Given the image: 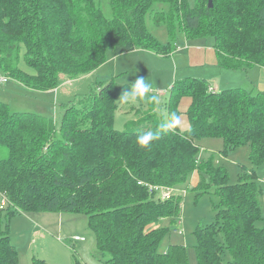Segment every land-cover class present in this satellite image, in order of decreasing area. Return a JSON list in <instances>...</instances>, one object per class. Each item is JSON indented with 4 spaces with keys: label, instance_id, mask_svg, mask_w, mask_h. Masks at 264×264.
<instances>
[{
    "label": "trees",
    "instance_id": "obj_1",
    "mask_svg": "<svg viewBox=\"0 0 264 264\" xmlns=\"http://www.w3.org/2000/svg\"><path fill=\"white\" fill-rule=\"evenodd\" d=\"M0 0V77L27 90L48 92L89 74L114 56L143 50L168 56L177 25L186 40H214L221 70L264 68V0ZM154 4L165 9L152 12ZM164 26L166 44L148 31L147 15ZM23 61L33 74L23 71ZM124 91L114 79L69 101L59 127L51 117L11 111L0 101V264H19L9 218L21 213H77L87 217L104 264H188L186 248L159 244L176 220L181 185L192 175L196 197H217L214 220L197 227V264H264V229L257 169L264 163V91L255 86L211 91L204 79L175 80L161 109L125 104L124 129L113 127ZM158 96H163L161 92ZM190 100L181 131L178 106ZM178 117V119L173 118ZM167 125L146 148L137 136ZM221 139L225 156L249 147L251 167L228 185L227 170L199 160L198 142ZM191 176V177H192ZM161 189L169 190L163 199ZM8 221L6 222V220ZM32 264H47L34 258ZM79 264V262H78Z\"/></svg>",
    "mask_w": 264,
    "mask_h": 264
},
{
    "label": "rangeland",
    "instance_id": "obj_2",
    "mask_svg": "<svg viewBox=\"0 0 264 264\" xmlns=\"http://www.w3.org/2000/svg\"><path fill=\"white\" fill-rule=\"evenodd\" d=\"M187 2L190 6L194 5V0H187ZM158 8L165 9L166 7L154 4L152 12L154 13ZM146 18L148 31L160 43L166 44L168 42L166 28L153 24L149 14ZM180 24L177 25L176 30L175 43L177 49L179 48L176 56L161 57L143 50L114 56L108 47L106 48V61L103 65L72 81L64 80L55 93L31 92L4 76L7 81L0 80V101L8 104L11 111L14 112H31L51 117L55 125L59 127L65 105L69 101L88 94L96 88L97 84L110 79H114L117 86H123L119 84L123 80L126 83H132L137 78H146L152 84L153 89L149 95L158 96L159 92L163 94V96H158L160 102L164 100V95H167L174 80L185 74L200 78L216 75L217 83H229L232 85L231 89L250 87L247 77L252 79L253 71L258 70L251 68L248 74L243 71L221 70L217 64L216 66L209 64L205 59L203 63L206 65H201L199 59L201 51L205 52V56L213 54L208 53V49L209 46L214 45V40L210 37L186 40ZM186 43L192 44V48L188 50ZM197 43L200 48L194 46ZM19 67L29 74L34 73L23 61L20 62ZM260 73L262 74L261 83L264 82V71L261 70ZM210 83L211 87H214L211 81ZM118 105L119 109L114 115L113 127L122 131L126 121L131 118V114L125 104L118 102ZM161 108L162 106L159 105V110ZM161 112L165 114L163 108ZM179 123H182L180 118ZM198 145L200 161L212 157L215 165H220L227 170L228 185L237 183L242 167L247 169L251 167L248 146L239 147L225 156L221 153L223 151L221 139L204 138L198 142ZM257 173V183L261 188L259 197L261 218L256 222V227L264 229V163L257 169ZM191 176L187 185L180 186V189L185 191L180 193L182 206L179 218L173 221L164 220L160 223L161 227L169 230V233L162 239L158 249L160 253H164L169 245H182L186 248L188 264H197L194 232L197 227H203L213 222V209L214 205L218 203V199L211 194L200 195L197 198L194 190L196 184H193L194 177ZM195 180L197 184L200 182L199 177ZM9 236L18 252L19 264H32L34 258L43 260L47 264H78V262L79 264H104L95 237L88 228L87 217L83 214L30 212L14 215L9 218ZM74 237H83L84 241H75Z\"/></svg>",
    "mask_w": 264,
    "mask_h": 264
},
{
    "label": "clouds",
    "instance_id": "obj_3",
    "mask_svg": "<svg viewBox=\"0 0 264 264\" xmlns=\"http://www.w3.org/2000/svg\"><path fill=\"white\" fill-rule=\"evenodd\" d=\"M124 91L120 95L118 102L121 104L137 105L141 102L152 103L155 107L154 110H158L160 105V98L156 95H149L152 93V84L146 80V78H137L132 83H126L123 80L121 83ZM178 119V117H173ZM167 128V125L163 122L156 130L145 131L137 136L136 143L141 148H146L151 145V142L158 139L161 132Z\"/></svg>",
    "mask_w": 264,
    "mask_h": 264
},
{
    "label": "crops",
    "instance_id": "obj_4",
    "mask_svg": "<svg viewBox=\"0 0 264 264\" xmlns=\"http://www.w3.org/2000/svg\"><path fill=\"white\" fill-rule=\"evenodd\" d=\"M192 44H188V43H186V47L188 48V50L190 49V48H192ZM194 46H196V48H200L199 47V44L197 43V45H194ZM213 47V48H212ZM179 49V48H178ZM178 49H176L173 53H171L170 55H168V56H170V58L171 57H173V56H176V52L178 51ZM134 51H139V50H134ZM133 51V52H134ZM195 51H197V50H195ZM211 51V52H210ZM146 52H148V51H146ZM198 53H199V51H197ZM129 53H131V52H129ZM148 53H151V52H148ZM208 53H213V54H210L209 56H205L204 54H205V52H202L201 51V54H200V57H199V59H200V61H201V65H206L205 63H203V60L205 59L206 61H208L209 62V64H212V65H215L216 66V56H215V51H214V45L213 46H209V49H208ZM152 54H154V53H152ZM122 55H124V53L122 54ZM156 55V54H155ZM212 55H214V56H212ZM118 56H120V55H118ZM159 56V55H158ZM161 56V55H160ZM211 56H212V58H211ZM161 57H167V56H161ZM218 67V66H217ZM219 68V67H218ZM253 70H258V71H253V76L254 77H252V79L248 76L247 77V79H249V81H250V85H253V86H255L258 90H260V91H264V86H263V84H264V82H261L260 83V79H261V76H262V74L260 73V71L262 70V71H264V68H261V67H253L252 68ZM250 70V69H249ZM248 70V71H249ZM248 71L247 72H243V73H245V74H248ZM258 76H260L259 78H258ZM187 77H190V78H197V79H204V80H206L207 82H208V84H209V86H210V89H211V91H220V90H225V89H231L230 87L232 86V85H229V83H217V76L216 75H212V77H194V76H191V75H184L183 77H181V78H177V79H175V80H180V79H184V78H187ZM174 80V81H175ZM210 81L214 84V87H211L212 85H211V83H210ZM68 82V81H67ZM258 83H260V84H258ZM22 86V85H21ZM218 90H217V89ZM29 91H31L32 92V90H29ZM57 91V89L56 90H53V91H48V93H51V92H56ZM189 105H190V100L188 99V98H183L181 101H180V108H179V106H178V110H179V113H180V116H179V118H180V120H181V122L182 123H179V119H178V127H179V129L181 130V131H184V130H187L188 129V127H189V124H188V120H187V117H186V111H187V109H188V107H189ZM179 125H182V126H179ZM195 176H194V179H193V184L195 183Z\"/></svg>",
    "mask_w": 264,
    "mask_h": 264
},
{
    "label": "built area",
    "instance_id": "obj_5",
    "mask_svg": "<svg viewBox=\"0 0 264 264\" xmlns=\"http://www.w3.org/2000/svg\"><path fill=\"white\" fill-rule=\"evenodd\" d=\"M0 80L3 82L7 81V79L4 77H0ZM170 194H171V192L169 190L161 189V196L163 199L169 198ZM6 205H7V199L5 197L0 198V209H3ZM74 240L81 242V241H84V238L83 237H74Z\"/></svg>",
    "mask_w": 264,
    "mask_h": 264
},
{
    "label": "water",
    "instance_id": "obj_6",
    "mask_svg": "<svg viewBox=\"0 0 264 264\" xmlns=\"http://www.w3.org/2000/svg\"><path fill=\"white\" fill-rule=\"evenodd\" d=\"M208 7H209V8L212 7V0H209V2H208Z\"/></svg>",
    "mask_w": 264,
    "mask_h": 264
}]
</instances>
